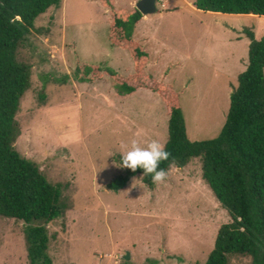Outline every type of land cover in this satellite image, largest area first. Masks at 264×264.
<instances>
[{
	"label": "rangeland",
	"instance_id": "1",
	"mask_svg": "<svg viewBox=\"0 0 264 264\" xmlns=\"http://www.w3.org/2000/svg\"><path fill=\"white\" fill-rule=\"evenodd\" d=\"M194 1L157 5L133 38L150 53L147 73L177 92L187 139L202 142L216 139L225 123L248 61L244 32L260 39L264 17L203 12ZM137 2L114 0V8ZM108 26L99 0H62L36 19L17 52L31 66V86L15 118L20 136L14 147L38 163L68 206L47 227L48 255L52 264H204L230 218L202 180L198 159L171 168L151 188L137 176L118 193L106 189L126 170L117 167L122 144L168 138L166 108L155 93L119 96L108 76L92 84L73 78L77 63L132 74L127 52L110 46ZM0 264H29L23 224L2 217ZM230 264L250 260L234 257Z\"/></svg>",
	"mask_w": 264,
	"mask_h": 264
},
{
	"label": "trees",
	"instance_id": "2",
	"mask_svg": "<svg viewBox=\"0 0 264 264\" xmlns=\"http://www.w3.org/2000/svg\"><path fill=\"white\" fill-rule=\"evenodd\" d=\"M108 11L107 39L111 47L127 52L133 72L122 76L108 68L76 64L73 78L92 84L108 76L119 96L140 90L155 93L166 108L169 160L159 168L181 169L192 160L201 163V177L230 221L219 227L204 264H230L234 257L264 264V35L255 39L246 29L248 61L230 94L225 123L216 139L191 142L171 85L147 73L149 51L133 38L143 17L135 8L115 9L114 0H99ZM62 0H0V217L23 224L29 264H52L47 227L64 217L68 206L58 186L51 185L38 163L22 157L14 144L20 136L15 118L20 101L31 86V66L17 52L35 30L37 18L59 9ZM203 12L264 17V0H195ZM65 80L68 75L64 77ZM43 97V96H41ZM139 176L153 187L142 169H126L106 189L118 193L130 178Z\"/></svg>",
	"mask_w": 264,
	"mask_h": 264
},
{
	"label": "clouds",
	"instance_id": "3",
	"mask_svg": "<svg viewBox=\"0 0 264 264\" xmlns=\"http://www.w3.org/2000/svg\"><path fill=\"white\" fill-rule=\"evenodd\" d=\"M121 161L117 167L129 169L135 172L138 168L143 170L144 176L151 175L154 184L163 183L168 173L159 168V165L169 160L171 153L165 151V145L157 140H151L144 146L132 139L127 144H122ZM116 166V165H115Z\"/></svg>",
	"mask_w": 264,
	"mask_h": 264
},
{
	"label": "water",
	"instance_id": "4",
	"mask_svg": "<svg viewBox=\"0 0 264 264\" xmlns=\"http://www.w3.org/2000/svg\"><path fill=\"white\" fill-rule=\"evenodd\" d=\"M134 8L141 13L142 16L156 13L155 0H139ZM124 260H129V254H126Z\"/></svg>",
	"mask_w": 264,
	"mask_h": 264
},
{
	"label": "built area",
	"instance_id": "5",
	"mask_svg": "<svg viewBox=\"0 0 264 264\" xmlns=\"http://www.w3.org/2000/svg\"><path fill=\"white\" fill-rule=\"evenodd\" d=\"M168 0H155V6L159 5L160 8L165 9Z\"/></svg>",
	"mask_w": 264,
	"mask_h": 264
},
{
	"label": "crops",
	"instance_id": "6",
	"mask_svg": "<svg viewBox=\"0 0 264 264\" xmlns=\"http://www.w3.org/2000/svg\"><path fill=\"white\" fill-rule=\"evenodd\" d=\"M136 1H139V0H136ZM132 7L134 8L133 5H132ZM131 9H132V8H131ZM105 11H106V13L108 14V11H107L106 9H105ZM144 18H145V17L143 16V17L141 18L140 22H142V21L144 20ZM140 22H139V23H140ZM137 26H138V25H137ZM137 26H136V27H137ZM135 29H136V28H135ZM134 31H135V30H134ZM133 33H134V32H133ZM150 65H151V62L149 61L147 67H149ZM147 67H146V71H147ZM150 67H151V66H150ZM181 169H182V168H181Z\"/></svg>",
	"mask_w": 264,
	"mask_h": 264
}]
</instances>
